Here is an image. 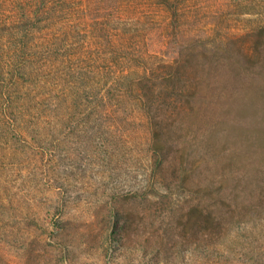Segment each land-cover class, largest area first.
Listing matches in <instances>:
<instances>
[{
	"label": "rangeland",
	"instance_id": "374dc122",
	"mask_svg": "<svg viewBox=\"0 0 264 264\" xmlns=\"http://www.w3.org/2000/svg\"><path fill=\"white\" fill-rule=\"evenodd\" d=\"M154 2L87 0L74 17L82 29L99 21L111 27L130 11L134 21L121 31L133 47L115 67L150 70L144 86H158L147 104L137 103L138 93L112 92L107 113L101 103L62 101L59 110L38 105L34 115L33 103L20 119L29 128L14 126L23 134L0 127V264H264V118L260 112L239 122L226 97L230 77L214 68V80L206 79L207 69L199 68L227 59L228 45L264 48V33L252 31L264 20V2L179 0L177 32ZM179 43L193 44L198 55H184L175 77L185 81L176 86L165 82L164 70ZM52 54L53 61L62 58ZM36 61L43 64V56ZM248 65L254 77L257 60ZM26 72L37 83L14 93L30 95L17 104L60 93ZM186 102L193 110L176 115ZM213 105L218 119L227 106L230 116L218 122ZM238 124L252 141L229 171L224 156Z\"/></svg>",
	"mask_w": 264,
	"mask_h": 264
},
{
	"label": "trees",
	"instance_id": "16d2710c",
	"mask_svg": "<svg viewBox=\"0 0 264 264\" xmlns=\"http://www.w3.org/2000/svg\"><path fill=\"white\" fill-rule=\"evenodd\" d=\"M135 1L137 0H131V3L134 4ZM154 1L168 12L171 18L170 24H172L174 32H177V20L180 13L179 0ZM6 2L11 6H5ZM86 3L87 0H0V127L2 129H8L13 134H23V130L18 131L19 128L14 126L18 123L20 127V119L27 116V112H31L30 104L33 103L34 115L39 114L38 105V107H43L47 105L46 103L51 102L49 107L59 110L62 101L70 103V105L85 102L94 108V103H97L98 106L101 103L103 110L105 109V113H107L108 97L112 92L116 96L120 95L119 97L125 96L127 92L138 93L137 103L141 106L142 103L147 104L146 101L150 93L156 95L155 91L158 85L152 88L151 92L146 90L150 80L149 69L126 68L123 62L120 65H124L123 67H115L118 65V61H123L128 57L130 49L133 47L131 46L134 43L132 39L121 30L130 21H134V16L127 10L113 20L114 25L111 27H108L106 22L97 20L99 22H93L91 26L87 25L89 23L87 22L85 28L82 29L78 27L79 25L74 24V17L77 12L84 14L87 10ZM131 26L133 27L134 23ZM255 30L264 33V20L254 26L252 31L255 32ZM6 38H11L10 40L13 42L4 43ZM177 45L182 50L177 53L176 61L168 64V69L164 70V76L167 77L165 82L170 81L176 86L181 85V80L185 81L183 78L176 79L175 77V74L180 73V68L184 66V61H181L184 59V55L186 54L190 58L198 55L197 48L193 44L185 49L182 43ZM228 46L225 48L224 54L227 59L222 62L218 60L217 63L203 62L199 64V68L202 72L207 69L206 79L214 80L212 78L214 68L222 74V77H230L228 81L232 80L233 85L228 82L223 84L224 87L227 86L231 89L226 97L231 98L230 107L236 108L238 116H241L239 122H242L243 119L246 122L250 115L256 116L260 112V118H264V48L260 50L257 48L258 45L242 46L240 43L234 47ZM96 50L102 55L97 56L99 59L93 57L95 56L93 52ZM52 52H56L62 58L53 61ZM207 54L203 52L201 56ZM38 55L43 56V64L36 61ZM255 60L258 62L256 66L258 69L254 78L248 71V63L255 62ZM192 62H190L189 68L192 66ZM27 68L35 76H42L40 82L44 85L54 83L57 91V86H59L60 93L55 94L54 97L50 90L47 94L48 98H46L47 96L44 98V94L37 96L38 98L34 95L30 97L27 104H17L19 100L30 95L25 94L24 96L22 93L14 97V93L20 92L21 87L26 84L37 83L36 78H30V73L26 72ZM192 72L195 71L183 73L186 75L192 74ZM106 78L108 81L103 82ZM193 82L189 85L183 83L182 89L188 86L192 87ZM145 84L146 86H144ZM196 86L197 82L193 85L194 90ZM40 102L42 103L39 104ZM152 103L154 101L151 100V107ZM186 104L187 102L176 108V115L188 114L193 110L190 104L187 106ZM24 107L27 108L25 112L22 110ZM21 110L22 112H20ZM212 113L218 122H221L230 116L231 110L227 106V111L225 110L221 118L218 119L216 105H213ZM257 121L260 123L259 120ZM241 126L243 125L238 124L233 135L234 140L229 141L233 148L230 155L224 156L229 171L233 169L231 164L235 163L237 166V158L241 152L245 151V145L246 147L250 146L252 141L247 132L241 133ZM20 128L26 129L29 126L25 125ZM236 168L238 170V167Z\"/></svg>",
	"mask_w": 264,
	"mask_h": 264
}]
</instances>
